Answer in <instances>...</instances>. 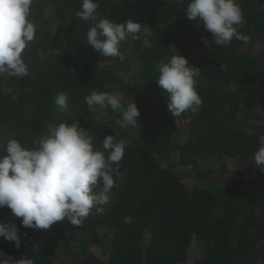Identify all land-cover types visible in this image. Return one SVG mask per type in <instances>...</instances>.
<instances>
[{"label": "trees", "instance_id": "1", "mask_svg": "<svg viewBox=\"0 0 264 264\" xmlns=\"http://www.w3.org/2000/svg\"><path fill=\"white\" fill-rule=\"evenodd\" d=\"M82 2L34 0L28 19L36 38L22 53L29 76H0V143L14 138L32 148L49 124L79 121L95 147L108 135L126 141L119 175L104 213L93 208L78 227L65 219L46 230L24 228L0 208V223H15L22 242L17 249L0 238L3 258L264 264V172L251 159L264 137V0H237L244 18L239 31L249 42L233 39L227 46L204 44L202 38H213L186 17L188 0H95L101 17L142 24L139 39L120 44L125 60L110 64L111 57L86 45L93 24L77 17ZM176 54L201 69L195 86L202 105L172 118L156 65ZM93 89L119 94L125 107L133 100L137 125L121 127L119 112L109 108L102 117L90 108L84 97ZM61 92L66 111L54 104ZM197 240L200 254L192 256Z\"/></svg>", "mask_w": 264, "mask_h": 264}, {"label": "clouds", "instance_id": "2", "mask_svg": "<svg viewBox=\"0 0 264 264\" xmlns=\"http://www.w3.org/2000/svg\"><path fill=\"white\" fill-rule=\"evenodd\" d=\"M182 0H177L181 3ZM34 0H0V76L23 78L29 76L28 65L22 53L36 38V25L28 17ZM95 0H83L77 17L93 24L86 33V45L103 57L125 56L120 51L121 42L140 38L142 24L128 20L115 23L101 17ZM186 17L203 26L212 41L202 38L206 46H227L233 39L249 42V37L239 31L244 24L243 11L237 0H188ZM220 69L226 70L225 65ZM156 83L166 96V107L171 117H180L191 111L196 113L202 105L196 90V80L201 69L189 64L179 55L156 65ZM91 108L100 109L107 117V109L122 116L116 123L121 127H135L140 116L132 100L125 107L119 94L98 92L95 89L84 97ZM68 96L61 92L54 99L59 111L68 109ZM34 147L26 148L16 139L0 143V208H8L14 217L20 218V226L35 230L49 229L54 223L67 219L73 226H81L95 208L103 214V205L110 203V192L119 175L126 141L106 136L95 147L91 135L75 121L49 124L47 132L34 141ZM105 153H108L107 157ZM264 172V137L251 158ZM115 167H112V165ZM0 238L21 247L19 228L15 223H0ZM0 264H34V260L3 258Z\"/></svg>", "mask_w": 264, "mask_h": 264}, {"label": "rangeland", "instance_id": "3", "mask_svg": "<svg viewBox=\"0 0 264 264\" xmlns=\"http://www.w3.org/2000/svg\"><path fill=\"white\" fill-rule=\"evenodd\" d=\"M127 58H129V57H127ZM182 125L183 126L185 125V129H187L189 127V125L185 121L182 123ZM183 133L184 132H181L180 133V136L181 137H182ZM201 247H202V245H201L200 241L197 240V241L193 242L192 243V247H191V254H192V256H198L200 254V248Z\"/></svg>", "mask_w": 264, "mask_h": 264}]
</instances>
